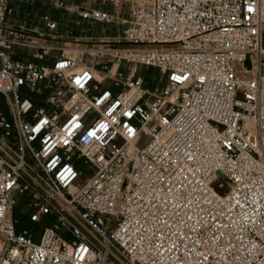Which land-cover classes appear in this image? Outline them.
Segmentation results:
<instances>
[{
	"label": "built area",
	"instance_id": "1",
	"mask_svg": "<svg viewBox=\"0 0 264 264\" xmlns=\"http://www.w3.org/2000/svg\"><path fill=\"white\" fill-rule=\"evenodd\" d=\"M54 1L118 34L0 0V264H264V0Z\"/></svg>",
	"mask_w": 264,
	"mask_h": 264
},
{
	"label": "rangeland",
	"instance_id": "2",
	"mask_svg": "<svg viewBox=\"0 0 264 264\" xmlns=\"http://www.w3.org/2000/svg\"><path fill=\"white\" fill-rule=\"evenodd\" d=\"M10 4H15L19 6V10L24 13V12H29V13H34L36 12L37 9H40L43 13H49L55 16V19L59 20V23L61 24L57 33L55 35L62 36V37H67L64 38V40H72V41H77L73 42L72 44H75V46H83L87 49L97 51V50H107V49H112L114 48L116 39H113V37L117 36L118 33L115 31L118 29V26L116 23H113L112 25L109 26L107 31L102 29L105 28V26H94L92 30L87 31L88 29L86 27H83V33H80L79 30L82 28V25L79 24V17H76L75 15H70L66 13L63 9L57 8L55 6V1L54 0H9ZM40 6V8H39ZM33 10V12H31ZM105 9H108V7H105ZM54 18V17H53ZM96 30H98V33H95ZM100 32V33H99ZM108 35V33H111L109 36H111L110 39H101V36L104 34ZM120 36V35H118ZM89 37H95L96 39H88L86 40L85 38ZM73 38V39H70ZM99 40L101 43L97 44H92L91 42H98ZM93 45V46H92ZM96 56V57H94ZM100 57V56H99ZM88 58L92 61V63H96L98 61V58L96 53L89 54L87 55V60ZM141 74H145L147 71H149V74L151 75L150 77L155 81V83H159L161 86L164 85V81H158L159 75L156 69L154 68H144L141 67L139 68ZM122 71L126 72V66L125 64L122 65ZM96 78L99 80L100 76L96 74ZM147 138L146 136H141L139 139L138 145L140 147L145 146L147 143ZM80 180L84 181L85 180V175L81 172L80 173ZM14 210V209H13Z\"/></svg>",
	"mask_w": 264,
	"mask_h": 264
},
{
	"label": "trees",
	"instance_id": "3",
	"mask_svg": "<svg viewBox=\"0 0 264 264\" xmlns=\"http://www.w3.org/2000/svg\"><path fill=\"white\" fill-rule=\"evenodd\" d=\"M40 8V6H39ZM34 9H32L31 12H33ZM39 11H42L40 9H37V12L38 13H43V12H39ZM35 12V11H34ZM53 17L55 18V16L53 15ZM88 29V28H87ZM83 31V27L80 29ZM88 31V30H87ZM84 32V31H83ZM111 33H108V35H110ZM151 75L149 74V71H147L143 77H144V84L147 86V85H151L152 83H154L155 81L150 77ZM3 106L0 105V110H3ZM13 217L14 219L17 221V229L20 230V229H23V228H28V229H39L41 230L42 229V226H34L32 225L28 218H27V215L25 213H23L21 211V205L20 204H17L15 207H14V210H13Z\"/></svg>",
	"mask_w": 264,
	"mask_h": 264
},
{
	"label": "crops",
	"instance_id": "4",
	"mask_svg": "<svg viewBox=\"0 0 264 264\" xmlns=\"http://www.w3.org/2000/svg\"><path fill=\"white\" fill-rule=\"evenodd\" d=\"M107 10L110 11V7H109ZM78 20H79V24H81L82 27H86V28H88V31L92 30V28L95 26V25H93V24H92L90 21H88V20H83V19H80V18H79ZM96 26H99V25H96ZM103 30L107 31L106 27L102 29V32H103ZM79 32H80V33H83L82 30H79ZM95 33H98V30H96ZM99 33H100V32H99ZM103 34H104V33H103ZM110 38H111V36L106 35V34H104V35L101 36V39H110ZM88 62H89V63H92V61H91L89 58H88Z\"/></svg>",
	"mask_w": 264,
	"mask_h": 264
},
{
	"label": "bare ground",
	"instance_id": "5",
	"mask_svg": "<svg viewBox=\"0 0 264 264\" xmlns=\"http://www.w3.org/2000/svg\"><path fill=\"white\" fill-rule=\"evenodd\" d=\"M94 57H96V56H94ZM95 76H96V74H95Z\"/></svg>",
	"mask_w": 264,
	"mask_h": 264
}]
</instances>
